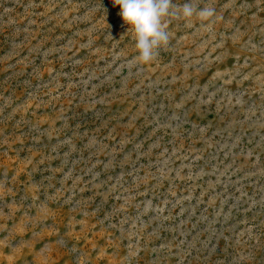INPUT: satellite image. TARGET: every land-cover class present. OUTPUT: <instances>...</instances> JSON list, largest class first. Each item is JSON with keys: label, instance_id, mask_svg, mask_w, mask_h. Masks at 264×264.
Here are the masks:
<instances>
[{"label": "rangeland", "instance_id": "1", "mask_svg": "<svg viewBox=\"0 0 264 264\" xmlns=\"http://www.w3.org/2000/svg\"><path fill=\"white\" fill-rule=\"evenodd\" d=\"M194 2L0 0V264H264V0Z\"/></svg>", "mask_w": 264, "mask_h": 264}, {"label": "clouds", "instance_id": "2", "mask_svg": "<svg viewBox=\"0 0 264 264\" xmlns=\"http://www.w3.org/2000/svg\"><path fill=\"white\" fill-rule=\"evenodd\" d=\"M112 3L120 8L119 16L138 52L134 62L140 65L153 62L159 49L168 44L170 18H183L190 22L195 16L204 26L203 22L215 15L213 7L198 8L194 0H187L182 5L175 4L173 0H112Z\"/></svg>", "mask_w": 264, "mask_h": 264}]
</instances>
